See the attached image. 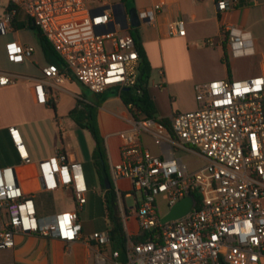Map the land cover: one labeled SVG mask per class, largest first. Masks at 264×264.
I'll list each match as a JSON object with an SVG mask.
<instances>
[{
	"label": "built area",
	"instance_id": "1",
	"mask_svg": "<svg viewBox=\"0 0 264 264\" xmlns=\"http://www.w3.org/2000/svg\"><path fill=\"white\" fill-rule=\"evenodd\" d=\"M220 13L236 9L240 0H213ZM95 0H0V36L15 32L23 13L38 27L61 57L64 66L49 65L35 79L39 102L47 103L67 80L76 79L96 94L136 88L141 58L131 34L123 27L121 8L96 6ZM160 4L139 12L153 23ZM144 23V22H143ZM172 33L186 35L183 21ZM227 55L238 58L255 52L252 34L233 24L222 28ZM10 62L29 59L34 47L19 41L6 44ZM18 76L0 72V87ZM198 109L175 112L167 127L159 120L133 117L120 133L121 159L111 165L125 227L130 218L149 239L134 242L128 235L126 263L111 248L109 230L86 239L95 245V264H264V76L246 80H213L196 85ZM22 160L30 162L19 130L10 129ZM149 135L161 147L153 155L139 142ZM199 149V153L191 149ZM194 152L207 160L195 171L177 156ZM46 191L68 189L77 209L41 219L33 196L18 184L13 168L0 171V249L13 248L19 235L57 238L67 243L84 239L79 210L87 204L88 185L82 165L63 152L40 162ZM128 180L123 195L119 182ZM132 189V192L130 191ZM141 192L143 200L128 211L125 198ZM200 202L182 219L166 224L157 198L164 195L169 210L186 196ZM196 197V196H195Z\"/></svg>",
	"mask_w": 264,
	"mask_h": 264
},
{
	"label": "crops",
	"instance_id": "2",
	"mask_svg": "<svg viewBox=\"0 0 264 264\" xmlns=\"http://www.w3.org/2000/svg\"><path fill=\"white\" fill-rule=\"evenodd\" d=\"M3 1L9 3L11 0ZM133 3L139 12L151 9L157 4L162 6L155 22H146L139 27L141 42L152 66L149 92L155 101L159 117L170 119L175 112L198 109V84L213 80H246L264 76V0H240L236 9L226 13H220L213 0H133ZM125 6L128 10V5ZM176 21L184 22L186 35L172 33L171 26ZM16 24L15 32L11 33L15 38L10 41L23 44L18 37V31L21 27H29L31 23L20 13ZM226 24L249 31L255 44L253 54L229 57L231 71L225 62L227 41L222 35V28ZM37 35L41 51L36 49L35 44H27L34 47L30 58L37 66V73L33 77L20 76L15 83L0 87V171L15 169L18 184L28 195H53L52 212L44 213L36 204L39 217L47 220L60 212L55 207V191L45 190L40 162L63 152L82 165V155L74 150L72 142L67 141V129L62 127V123L65 118L70 117L78 99L90 103L97 100V95L94 93L96 99L88 98L80 89L81 83L71 79L56 90L55 96L49 102H39L34 87L35 79L41 78L43 68L52 64L46 59L38 32ZM8 42L5 43V51ZM111 91L118 93L117 89H109L103 93L104 96ZM118 98L120 105L112 108V111L108 110L107 103L113 99L108 98L98 112V124L105 139L110 168L121 159L120 133L131 128L133 119L129 107L120 96ZM72 120L71 118L69 124H74L72 122L75 121ZM75 126L80 127L76 122ZM11 128L19 130L30 162L22 160L11 136ZM58 130L61 132L62 146L56 137ZM143 137L144 135L140 139L142 146L151 152ZM47 142H52L49 150L45 149ZM38 143L43 144V150L38 149ZM153 155H162L161 147L159 154ZM129 188L130 182L125 188L126 192ZM120 191L123 195L126 193L121 187ZM85 207L86 205L79 210L83 240L67 243L57 238L19 235L15 247L0 249V264H95L97 247L87 243L86 239L100 231L92 233L85 227L82 218ZM76 209L77 207L73 210ZM125 230L132 239L140 234L135 219L132 226L128 223Z\"/></svg>",
	"mask_w": 264,
	"mask_h": 264
},
{
	"label": "rangeland",
	"instance_id": "3",
	"mask_svg": "<svg viewBox=\"0 0 264 264\" xmlns=\"http://www.w3.org/2000/svg\"><path fill=\"white\" fill-rule=\"evenodd\" d=\"M122 3L121 0H95L96 6L103 5H116ZM127 5L130 8L134 7L133 0H128ZM18 37L23 42L24 45L27 44H35L36 49L41 51V47L39 44V38L36 30L24 26L19 29ZM17 37V38H18ZM15 36L13 34H8L6 36H0V71L6 72L9 74H13L15 76H31L37 73V66L31 62V58L27 59L23 63L15 64L9 61L6 51L4 49L5 43L13 40ZM80 89L82 93L90 99H96L95 94L89 90L86 86L80 84ZM119 95L115 91H111L106 94L105 99L112 98L113 100H109L107 103V108L109 111H112V108L120 105ZM105 102V101H103ZM115 111V109H114ZM70 117L65 118L62 123V127L67 129V141L72 142L74 145V150L76 152H80L82 155V165L83 172L87 178L88 184V193L87 199L88 203L86 204L85 211L82 213V218L85 223V227L90 231H100L105 232L110 228V222L107 216L106 204L103 196V189L101 187V183L99 181L98 175L96 173L93 161H92V152L95 148L94 139L91 134L83 128L75 126L74 124H69ZM73 121V120H72ZM57 139L59 140L60 146H62L61 142V132L59 130L56 134ZM148 137V138H145ZM52 141V140H51ZM143 141L148 143L151 148L152 154H159L160 147L155 143L154 139L149 135H144ZM141 143V140H139ZM52 142L45 143V149L49 150L50 144ZM38 149L43 150V144H37ZM194 151L199 153V149L195 147H191ZM177 156L189 165L191 171H195L204 167L207 164V160L200 156L197 153L190 152L187 150L179 149L177 150ZM122 191L126 192L125 188L129 186V182L123 180L119 183ZM132 192V189L130 190ZM133 193V192H132ZM143 200V195L141 192H136V196H132L129 198H125V202L128 208V211H131L132 207L136 206V201L141 203ZM157 204L159 206V211L161 215H166L170 210L167 205V199L164 195H161L157 198ZM55 207L57 212H62L66 210H73L76 208L75 200L73 198V194L70 190H57L55 191ZM133 218H130L129 224L132 226Z\"/></svg>",
	"mask_w": 264,
	"mask_h": 264
},
{
	"label": "trees",
	"instance_id": "4",
	"mask_svg": "<svg viewBox=\"0 0 264 264\" xmlns=\"http://www.w3.org/2000/svg\"><path fill=\"white\" fill-rule=\"evenodd\" d=\"M127 4L128 0H121ZM14 26H17L14 21ZM30 28L36 30L40 36L42 48L44 50L46 59L52 65L62 68L64 65L61 57L56 53L49 41L43 36L40 29L33 23L29 25ZM131 34L135 39L136 47L138 49L141 62L140 74L136 88L129 89L128 91H118V95L123 100L124 104L129 107L133 117L138 118L140 115L148 118L159 120L161 123L169 127L170 119L159 117L157 107L154 99L149 92V84L152 73V66L146 52L144 50L141 38L139 35V28H132ZM225 62L228 70L231 71V65L227 53H225ZM97 100L86 103L83 100H77V106L70 112V117L83 129H86L92 135L95 141V148L92 153V161L98 175L101 187L104 191V200L106 204L107 216L110 222L109 235L111 239V248L120 252L119 261L126 263V244L128 240L127 232L125 230L124 222L121 216V210L118 202V195L115 190L114 182L112 180L111 168L105 139L101 134L98 124V112L105 99L104 94H96ZM82 106V107H81ZM105 178L111 181V188L107 189L105 185ZM36 201L40 211L50 213L54 208V198L51 193H41L31 195ZM196 199L200 202L199 194L195 193ZM151 231H141L138 236L133 237L134 242H143L149 239Z\"/></svg>",
	"mask_w": 264,
	"mask_h": 264
},
{
	"label": "water",
	"instance_id": "5",
	"mask_svg": "<svg viewBox=\"0 0 264 264\" xmlns=\"http://www.w3.org/2000/svg\"><path fill=\"white\" fill-rule=\"evenodd\" d=\"M113 8H121L123 12V27L127 29L129 27V22L132 28H139L142 26L143 22L146 23L148 19H144L143 22L140 19L139 11L136 7H132L130 9H126L125 3H120L116 5H112ZM129 89H125L128 91ZM15 175L16 171L13 169ZM105 185L107 189L111 188V181L109 178H105ZM45 187V185H44ZM198 201L194 195L186 196L177 202L171 210L162 218V223L166 224L168 222L179 220L187 216L189 213L193 211V209L197 206Z\"/></svg>",
	"mask_w": 264,
	"mask_h": 264
}]
</instances>
